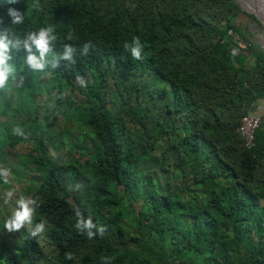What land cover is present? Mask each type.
I'll list each match as a JSON object with an SVG mask.
<instances>
[{"label":"trees","instance_id":"16d2710c","mask_svg":"<svg viewBox=\"0 0 264 264\" xmlns=\"http://www.w3.org/2000/svg\"><path fill=\"white\" fill-rule=\"evenodd\" d=\"M13 7L25 12L24 23L14 27L21 39L28 31L55 27L50 62L65 44L75 51L72 62L35 72L23 63L22 46L13 52L10 63L17 78L24 77L13 90L31 113L1 104L2 113L9 109L23 117L0 122V149L28 145L27 170L38 181L27 191L39 203L33 221L46 227L35 238L23 229L14 242L0 239V264H40L41 237L54 245L59 264H102V257L112 264H264V132L259 124L254 145L246 148L235 131L264 96V50L247 42L237 54L229 52L237 41L228 30L245 40L235 23L242 12L235 0H21ZM70 31L72 41L66 39ZM134 36L144 45L140 61L124 48ZM85 43L91 45L88 55L81 54ZM114 76L125 79V94L108 88ZM43 80L50 87L57 81L56 110L66 104L60 89L77 87L81 94L69 112L83 121L95 149L80 190H65L80 171L51 157L42 141L45 125L34 98ZM131 96L140 98L137 108L154 104L158 110L141 147L123 130V116H135ZM15 127L25 135H15ZM171 149L179 158L173 169L181 175L175 185L166 178L158 188L153 174L167 170L161 163ZM147 160L155 166L140 169ZM123 204L134 210L128 220L116 216ZM77 208L106 226L103 237L89 240L78 233ZM66 252L74 259H65Z\"/></svg>","mask_w":264,"mask_h":264},{"label":"rangeland","instance_id":"374dc122","mask_svg":"<svg viewBox=\"0 0 264 264\" xmlns=\"http://www.w3.org/2000/svg\"><path fill=\"white\" fill-rule=\"evenodd\" d=\"M243 2L245 5L247 4L246 0H243ZM236 3L238 4V2ZM257 3L259 4L258 10L250 7V12H246L242 9V12L235 17V23L239 29L243 30V36L245 37L244 41H246L245 44H247V42H252L260 48H263L259 34L264 28V22L260 20L264 17V2L263 0H257ZM258 11L260 14L262 13L263 16L260 15ZM44 81L45 80L39 82L40 90H36L34 98V108L39 121L45 125V132L43 134L42 141L47 147L51 157L55 158L58 162L67 161L69 164L73 165L75 169L80 171L79 177L70 180L67 183L65 190L73 191L72 188L80 190L85 179L90 175L93 169V157L90 152L95 149L83 121H81L80 118H77L78 115H76V113L72 114L69 112V109L72 107L73 99L77 102L81 99V94L77 90V87H75V89H60L58 96H62V98L66 100V104L62 103V109L57 107L56 110L54 106V99L57 95V81H53V87H50L48 82H45L44 86H42ZM151 81V79H148L147 84L151 85ZM124 84L126 83L122 76H114L109 79L108 88H113L114 86L118 87L120 91H123L122 86ZM155 84L159 86L163 85L164 82L157 80ZM14 85H16V83H11L0 95V109L1 104H4L5 107L9 109L14 106L19 108V105H21L22 108L24 107V109L31 113L30 104L23 100V98L19 96L15 90H13ZM47 90L48 92H46ZM123 94H125V89ZM111 95L112 97H110V99H116V95L115 97L113 94ZM136 103H141L140 98L134 100V97L131 96L129 99V106L130 110L134 111L133 114H135V116L132 114L131 116L123 114L124 116L122 122L123 130L127 134V138L134 141L139 145V147H141V141H143V139L146 140V132L149 130L150 125L154 122L158 114V110L154 104L145 105V108L139 109L136 107ZM118 104L115 102V107H117ZM9 109L3 113L0 110V122L18 121L23 117L22 115H17L14 112L9 111ZM27 150L28 145L22 144H19L14 148L3 147L0 149V166L7 167L11 170V176L9 177L11 183L2 185L0 182V239L7 243H11L19 239L23 229L20 232H8L4 229V220L14 209L16 199H18L20 195H24L25 197L30 196L27 191L33 189L38 183L35 178L36 174L27 170L25 157ZM178 159L179 158L176 155L175 150L171 149L167 151L164 156V160L161 163V166L166 167L167 170L160 172L156 168V173L153 174V178L157 181L158 188L163 186V182L166 178L170 179L169 183L171 185H175L178 182L181 173H176L175 169H173V161L175 162ZM147 165L152 167L154 163L148 164L147 160L146 163L140 165V169ZM187 169L189 168L187 167ZM77 185H79V187H77ZM10 189H15V194L11 201L5 203V194ZM131 202L135 207L140 206V202L137 200H132ZM261 202L264 203V201ZM127 203H129V201L125 200V204ZM120 211L122 212H119L116 216L124 217L127 220L134 213L132 212L134 210L131 209V206L129 207L126 205L122 207V210ZM35 223L37 222L33 221V224ZM39 243L41 244L43 251L40 264H59L60 256L57 254L54 245L49 243L44 237L39 238ZM136 251L137 248L132 247V253H136Z\"/></svg>","mask_w":264,"mask_h":264},{"label":"clouds","instance_id":"9594fccd","mask_svg":"<svg viewBox=\"0 0 264 264\" xmlns=\"http://www.w3.org/2000/svg\"><path fill=\"white\" fill-rule=\"evenodd\" d=\"M20 2L21 0H6V2L5 0H0V3H3L5 6V12L0 14V92H4L11 83L22 85L24 82L23 76L17 78V69L13 63H10L14 58L13 52H19L21 46L27 53L26 58H23V63L34 72L44 71L50 63L51 67L56 68L59 66L60 60L73 61L75 49L71 44L64 45L63 53L57 59L51 62L48 60V54L53 51L54 42L57 40L53 25L28 31L24 34L23 39L16 35L14 27L22 25L25 20V12L13 7ZM66 39L68 41L75 39L71 31L67 34ZM90 47L91 45L89 43H85L81 48V54L88 55ZM124 48L134 60L140 61L143 59L142 52L144 45L141 43L139 37L134 36L131 43L126 42L124 44ZM76 80L81 87H86V82L83 77L78 76ZM12 131L15 135L21 137L25 135L21 127H15ZM10 176L11 170L7 167L0 166V180L4 184L11 183ZM14 194L15 189L8 190L5 194V203L11 201ZM38 207L39 203L36 198L20 195L15 201V206L11 214L4 220V229L8 232H20L24 229L33 238L41 236L45 232V223L40 221L33 224V217ZM75 218V229L79 234L86 235L89 240H93L98 236L103 237L107 231L106 226L98 225L91 216L85 218V215L79 208L75 210ZM64 255L67 260L74 259L73 253L71 252H66ZM101 259L102 264H112L110 257H102Z\"/></svg>","mask_w":264,"mask_h":264},{"label":"built area","instance_id":"2783aa9c","mask_svg":"<svg viewBox=\"0 0 264 264\" xmlns=\"http://www.w3.org/2000/svg\"><path fill=\"white\" fill-rule=\"evenodd\" d=\"M227 34L233 41H237V45H232L229 50L231 55H235L241 50V48L245 47L246 44L240 39V37H238L236 32L228 30ZM259 124L260 117L255 112L248 111L240 117L235 131L242 139L244 147L249 148L254 145V131L258 128Z\"/></svg>","mask_w":264,"mask_h":264},{"label":"crops","instance_id":"0c3cea01","mask_svg":"<svg viewBox=\"0 0 264 264\" xmlns=\"http://www.w3.org/2000/svg\"><path fill=\"white\" fill-rule=\"evenodd\" d=\"M246 6L258 10V8H255V6L249 5L248 3L246 4ZM260 20L264 22V19H260ZM259 37L262 42V46L264 47V28L262 32L259 34ZM251 111L259 115L260 129L264 132V96L254 103L253 107L251 108Z\"/></svg>","mask_w":264,"mask_h":264},{"label":"bare ground","instance_id":"6f19581e","mask_svg":"<svg viewBox=\"0 0 264 264\" xmlns=\"http://www.w3.org/2000/svg\"><path fill=\"white\" fill-rule=\"evenodd\" d=\"M239 3H240V5H241V7L246 11V12H250V7H246V5L244 4V2H243V0H237ZM246 2L249 4V5H252V6H255V8H258L259 7V4L257 3V0H246ZM263 2H264V0H263ZM252 13V12H251ZM258 13H259V11H258ZM260 14V13H259ZM260 15H262L263 16V14L261 13ZM263 19H264V17H263Z\"/></svg>","mask_w":264,"mask_h":264},{"label":"water","instance_id":"95a60500","mask_svg":"<svg viewBox=\"0 0 264 264\" xmlns=\"http://www.w3.org/2000/svg\"><path fill=\"white\" fill-rule=\"evenodd\" d=\"M235 2H238L237 0H235ZM238 4H239V6H240V8L241 9H243L242 7H241V5H240V3L238 2ZM263 50H264V47L262 48Z\"/></svg>","mask_w":264,"mask_h":264}]
</instances>
